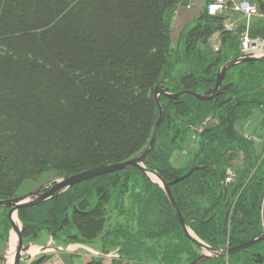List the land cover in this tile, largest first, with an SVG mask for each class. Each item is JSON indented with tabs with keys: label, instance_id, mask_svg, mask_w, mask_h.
Listing matches in <instances>:
<instances>
[{
	"label": "trees",
	"instance_id": "16d2710c",
	"mask_svg": "<svg viewBox=\"0 0 264 264\" xmlns=\"http://www.w3.org/2000/svg\"><path fill=\"white\" fill-rule=\"evenodd\" d=\"M22 3L0 0V200L16 198L24 182L44 173L75 175L141 154L159 116L155 87L206 92L215 86L218 70L240 54L239 35L223 32L224 20L206 12L180 36L184 46L178 51L171 22L181 0H29L31 9L19 16ZM217 32L227 34L222 49L202 52L200 46ZM253 35L264 37L263 19L254 21ZM175 62L185 65L180 77ZM161 103L166 117L148 169L167 182L188 173L191 168H175L170 160L180 142L194 132L200 137L192 161L200 169L171 187L190 229L214 248L260 236L264 160L256 168L261 155L235 124L255 110L264 113V62L232 68L213 100L162 95ZM240 151L242 168L235 169L234 183L224 184ZM138 180L140 193L125 214L136 230L113 233L125 243L118 245L122 256L144 249L146 242L167 240L158 264H179L183 255L189 264L195 261L198 247L184 235L168 195L136 167L20 209L24 235L36 239L44 230L54 236L77 229L84 239L95 238L108 204L120 208L128 184ZM257 254L264 258V241L229 258L254 262Z\"/></svg>",
	"mask_w": 264,
	"mask_h": 264
},
{
	"label": "rangeland",
	"instance_id": "374dc122",
	"mask_svg": "<svg viewBox=\"0 0 264 264\" xmlns=\"http://www.w3.org/2000/svg\"><path fill=\"white\" fill-rule=\"evenodd\" d=\"M253 1L256 2V4H258L257 0H253ZM259 1L264 2V0H259ZM30 6L31 4L29 3V0H23L21 7H25V9L23 10L19 9V11L16 12L17 15L22 16V15L27 14L29 10L31 9ZM203 13H204V10H202V8L201 9L197 8L195 10H187L186 8L179 5V9L175 12L172 22H171L173 43L175 42L174 46L178 48L177 49L178 51L182 50L181 48L184 46V42L182 39H180L181 38L180 36L182 34L185 35L188 31H192V29L195 26H197V24H199L198 22L201 18V15H203ZM14 16L12 17L13 22H15ZM234 17L238 19L239 24L243 23L242 20H239V16L238 17L234 16ZM223 32H226V25H224ZM250 33L253 37L264 38L261 36L253 35V28ZM222 37L223 38L227 37V34L220 33V32L213 34V36L209 39L207 44H205L202 47L200 46L201 51L207 52V50H209V52H213L214 54H217L219 50L222 49V45L224 44ZM237 40H238L237 44L239 45V53H240L239 56L245 55V54H242L240 50V45H241L240 40L239 39ZM177 41H179L178 42L179 47L176 43ZM217 47L219 48L218 50L216 49ZM184 68H185V65L183 64V62L182 63L180 62V64L175 62L174 64L175 75L177 77L178 76L180 77L185 72ZM218 72H217V75H218ZM217 75H216V79H217ZM198 93L203 94L205 92H198ZM165 117H166V111H165ZM235 129L239 132V135L244 140H246L247 142H250L253 145L254 149L256 150V153L258 152L261 155V158L259 159V164H256L257 165L256 168H257L261 164V162L264 160V113L260 112L259 110H255L246 119L239 120L238 122H236ZM199 131H201V129ZM179 148H180L179 150L173 151V154L170 160L171 164L175 168H178L181 170H187V169L193 168L194 165H192L193 164L192 161L195 158L194 152L197 151L198 148H200V137L198 133L196 134L194 132L191 136H189L185 140V142H180ZM244 158H245L244 153L240 151L238 153L237 158H235L234 160L233 166L227 169V176L225 178L224 184L227 183L226 180L227 178H229L230 175H234V178L232 179L230 183L235 182L236 180V177H235L236 170L235 169L237 167L242 166L243 164L242 160H244ZM256 168L254 169V171L256 170ZM69 176L71 175L57 176L56 172H53V171H51L50 173L41 174L40 176L34 177L24 182L18 190L17 197L37 191L41 188H42L41 193H44L53 186V184H50L52 181L61 180ZM151 178H152L151 181L154 183L156 182V184L160 187V185L158 184V179L153 175ZM139 182L140 180L135 182L136 184L131 183V182L128 184L126 188V192L123 193L122 195L123 199H122V204L120 208H116L113 203L108 204L106 215H105L104 228L102 232L99 235H97L95 238L84 239V237L80 235L77 229L68 230L67 234L60 233L54 236L44 230L39 233L36 239L33 235H28V236L23 235L24 243L25 244L32 243V242L45 243L49 238H51L53 239V241H55V247L51 246V249L53 248L57 249L60 247H62L63 249H66V248H71L70 247L71 245L77 246L75 254H78L77 252L82 251L83 253L88 254V256L91 258V261L93 262L100 260V258L97 257V253L101 255H104V254L105 255H110V254L120 255L122 250L120 249L121 247L118 248V245L124 246L125 243L121 241L119 237L113 236V233L115 232L116 229H125L126 227L133 230L132 232L136 230L135 222L133 221L131 223L127 221V219L125 218V214H127V212H129V210H131L135 206L133 203L134 201L132 202V200H134V198L140 193L139 189L141 188V183ZM260 208H261L260 209V221H261V226L264 230V194L261 200ZM71 215L72 214H70V216ZM13 222H17L22 225L19 219V213L17 214V217H16L11 208H5V209L1 208L0 209V264L3 262L2 256L4 255L8 247V244L10 243L11 239L15 237L14 230H13ZM129 225H131L132 227L131 226L129 227ZM168 240L173 241V243L177 242V241H174V239H168ZM167 243H168L167 240H160L158 241V244L154 242H146L145 243L146 247L144 249H138L135 251L131 250L129 257L125 258L123 256L122 264H158L157 261L161 259L160 256L165 252V246L167 245ZM158 245L161 250L158 249ZM195 254L199 255L200 257L201 255L208 254V253H206L204 250L200 248L198 249L196 248ZM229 257H217L219 259H216V261H211L206 264H264V258L259 259L258 261L255 260L254 262L253 261L252 262L251 261L250 262H239L238 261L239 258L237 259L236 257L235 258H229ZM212 259H215V258H212ZM117 264H119V262ZM179 264H189L188 256L183 255L180 258Z\"/></svg>",
	"mask_w": 264,
	"mask_h": 264
},
{
	"label": "water",
	"instance_id": "95a60500",
	"mask_svg": "<svg viewBox=\"0 0 264 264\" xmlns=\"http://www.w3.org/2000/svg\"><path fill=\"white\" fill-rule=\"evenodd\" d=\"M257 61L264 62V56L253 57L251 55H242V56L235 58L234 60L227 62L219 70L215 86L213 88H210L203 94H200L193 90H186V91H182L179 93H173L169 87L158 84L154 90V98H155L156 105L159 108V116L155 123L151 141L148 147L144 150L142 154H140L137 157L126 160L124 162L96 167V168L89 169V170H86L84 172H81L75 175H71L61 180H54L50 183V184H53V186L44 193H41L42 191V188H41L37 191L28 193L20 197H16V198L9 199V200H0V208H11L13 213L17 217V214L19 213L20 209L33 206V205H37L40 203H44L54 198L56 195H59L65 192L66 190H68L69 188L77 184H80L84 181L91 180V179H94L96 177H99L105 174L118 172V171L130 168V167H136L139 170H141L146 176H148L151 180H152L151 178L152 175L158 179V184L166 192V194L168 195L171 201L174 213L179 220V223L182 227L184 235L188 238V240L192 244H194L198 248L208 253V254L201 255L191 264H203L212 258L229 257L243 250H246L261 241H264V231H263V233L257 238L249 240L238 246H232L231 244H229V246L224 247V248H214L206 244L188 226L183 214L181 213L179 206L177 205V202L173 196L172 189H171L173 185L180 183L181 181L189 177L193 172L199 170L200 167L194 166L193 168L189 170L188 173L182 176H179L170 182L165 181L164 178L158 172L150 170L146 167L148 155L153 151L155 147L159 128L165 120V109L161 103L162 95L166 96L167 98L171 100H180L186 95H192L201 101L213 100L219 94L223 81L225 80L227 74L232 68L240 64H244L248 62H257ZM13 230H14L15 237L11 239L10 245L7 251L2 256L3 262L1 264H21L23 261H27L32 258L31 255H28V257L25 259L22 258L23 255H26L29 253V250L31 248L30 243L28 244L24 243L23 235H24L25 228L23 224L21 225L17 222H13ZM48 249H51V247H45L43 248V251L48 250ZM257 257L259 258V255H257ZM258 260L259 259H257L256 261Z\"/></svg>",
	"mask_w": 264,
	"mask_h": 264
},
{
	"label": "built area",
	"instance_id": "2783aa9c",
	"mask_svg": "<svg viewBox=\"0 0 264 264\" xmlns=\"http://www.w3.org/2000/svg\"><path fill=\"white\" fill-rule=\"evenodd\" d=\"M199 5L208 16L222 18L229 34L239 35L242 54L264 56V38L253 37L250 33L254 21L264 19V13L256 3L251 0H181L180 3L187 10H195ZM232 14H240L243 23L233 22L230 18ZM233 178L234 175H230L226 182H231Z\"/></svg>",
	"mask_w": 264,
	"mask_h": 264
},
{
	"label": "crops",
	"instance_id": "0c3cea01",
	"mask_svg": "<svg viewBox=\"0 0 264 264\" xmlns=\"http://www.w3.org/2000/svg\"><path fill=\"white\" fill-rule=\"evenodd\" d=\"M198 8L201 9L202 7L199 5ZM234 16H239V20H242L240 14H232L230 18L233 22H238V19ZM9 245L10 243L8 244V247ZM30 245L31 248L29 250V253L23 255L22 258L25 259L28 257V255H31L32 258L30 260L23 261L21 264H36L37 262V264H91L93 262L91 261V258L88 256V254H85L82 251L77 252L78 254H75L77 246L71 245V248L63 249L62 247H60L57 249L53 248L43 251V248L45 247H55V241H53V239L51 238H49L45 243L32 242L30 243ZM97 257L100 258V260H97L95 262H102L103 264H117L118 262L119 264H122L123 262V256L120 255H101L97 253Z\"/></svg>",
	"mask_w": 264,
	"mask_h": 264
},
{
	"label": "flooded vegetation",
	"instance_id": "af4514ba",
	"mask_svg": "<svg viewBox=\"0 0 264 264\" xmlns=\"http://www.w3.org/2000/svg\"><path fill=\"white\" fill-rule=\"evenodd\" d=\"M229 184H230V182H229ZM264 231V230H263ZM119 248V247H118ZM257 255H259V258L257 257ZM256 255V258H255V260H257V259H262L263 257L260 255V254H257ZM120 256H122V254L120 253Z\"/></svg>",
	"mask_w": 264,
	"mask_h": 264
}]
</instances>
